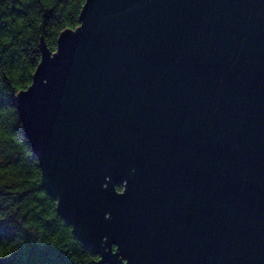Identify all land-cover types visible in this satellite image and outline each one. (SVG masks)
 <instances>
[{
  "label": "water",
  "instance_id": "obj_1",
  "mask_svg": "<svg viewBox=\"0 0 264 264\" xmlns=\"http://www.w3.org/2000/svg\"><path fill=\"white\" fill-rule=\"evenodd\" d=\"M80 22L17 95L75 235L110 264H264V0H86Z\"/></svg>",
  "mask_w": 264,
  "mask_h": 264
},
{
  "label": "trees",
  "instance_id": "obj_2",
  "mask_svg": "<svg viewBox=\"0 0 264 264\" xmlns=\"http://www.w3.org/2000/svg\"><path fill=\"white\" fill-rule=\"evenodd\" d=\"M85 1L0 0V264H110L58 212L17 107L41 61L42 40L56 51L60 33L81 25Z\"/></svg>",
  "mask_w": 264,
  "mask_h": 264
}]
</instances>
